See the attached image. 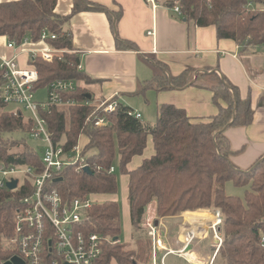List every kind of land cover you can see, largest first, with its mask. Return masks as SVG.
Listing matches in <instances>:
<instances>
[{
    "label": "trees",
    "instance_id": "trees-1",
    "mask_svg": "<svg viewBox=\"0 0 264 264\" xmlns=\"http://www.w3.org/2000/svg\"><path fill=\"white\" fill-rule=\"evenodd\" d=\"M178 1L182 19L201 28L215 27L219 39L235 41L242 53L264 46V0ZM87 4L86 0H74L72 13L60 16L56 13L57 0L0 1V37L21 46L26 42L39 43L42 31L48 30L57 35L56 40L49 42L51 47L73 50L72 36L64 27L73 15L87 10ZM89 4L98 11L104 10L100 5ZM165 4L175 7V1ZM80 65L78 54H67L53 62L38 57V81L34 91L47 90L57 81L72 80L86 85L77 84L74 92L66 94L75 101L73 106H55L42 113L48 121L54 145L62 147L66 154L73 153L82 136L89 139L82 153L89 172L78 170L83 165L81 161L67 166L49 184V191H58L69 204L90 196L117 194L116 169L110 173L111 168H115L117 154L121 171L129 175L128 201L135 244L119 240L122 232L119 204L95 202L87 213L82 231L102 239L99 264H151L154 243L143 223L153 203L161 219L207 209L220 211L223 243L214 264L219 261L222 264H264V157L250 169H240L231 161L237 152L226 135L230 128L252 123L254 111L250 94L242 98L237 87L230 83L228 86L214 73L197 74L195 81L193 70L171 78L162 74L155 80L160 89L185 88L194 81L195 86L212 91L219 113L208 121L193 122L185 110L162 105L157 121L149 125L129 116L132 109L122 103L116 111L105 113L102 107L105 101L95 102L89 96L88 85L97 80L79 70ZM4 75L5 70L0 66V86ZM8 107L10 105L0 99V165H24L42 171V157L29 143L35 122L22 109L10 111ZM99 119L105 120L103 126L96 125ZM149 136L153 138L155 155L138 169L129 171L134 157L143 155ZM228 182L249 188L244 200L227 195ZM33 193L34 188L27 178L20 181L16 190L0 188V264L17 255L16 247L10 244L15 235L16 214L23 200Z\"/></svg>",
    "mask_w": 264,
    "mask_h": 264
},
{
    "label": "crops",
    "instance_id": "crops-1",
    "mask_svg": "<svg viewBox=\"0 0 264 264\" xmlns=\"http://www.w3.org/2000/svg\"><path fill=\"white\" fill-rule=\"evenodd\" d=\"M86 1L87 10L73 15L64 28L72 36L73 50L80 57L83 72L97 80L95 84L88 85L89 96L95 102L117 97L120 103L127 106L123 103L125 97L137 96L138 102L127 107L140 113L142 121H150L153 117L151 122L154 124L162 105H174L185 110L193 122L208 121L219 113L214 94L193 83L197 74L214 73L228 86L230 83L237 87L242 98L250 94L254 111L249 126L233 127L226 132L232 148L237 152L231 161L240 169L248 170L264 157V46L242 53L235 41L219 39L215 27L201 28L187 22L165 4L178 0ZM89 3L100 5L104 10L98 11ZM73 9L74 0H57L58 15L68 16ZM9 42L6 37H0V61L16 57L19 68L23 70L33 66L32 51L46 48L40 42H26L9 48ZM187 70H193L196 75L193 83L185 88L163 90L155 82L162 74L171 78ZM80 86L86 85L80 82ZM151 103L155 107L149 115ZM82 138L86 139L80 144L84 148L89 139L86 136ZM154 155L153 138L149 136L143 155L134 157L128 170L138 169ZM99 197L95 196L96 199ZM152 206L156 211L155 203ZM213 219L212 210H202L169 218L167 228L162 222L161 227L155 225L158 233L166 228L157 239H161L160 245L168 251L160 250L158 257L161 259L160 254H169L166 258V264H169L170 257L177 258L171 254L172 251L186 249V252H193L197 260L188 262L178 256V259L185 260H182L183 264H214L215 242L210 232L207 234L209 227L206 226L207 223L211 225ZM168 234L173 235L168 238ZM209 237L214 243L210 245L209 253H205L201 251V245Z\"/></svg>",
    "mask_w": 264,
    "mask_h": 264
},
{
    "label": "built area",
    "instance_id": "built-area-1",
    "mask_svg": "<svg viewBox=\"0 0 264 264\" xmlns=\"http://www.w3.org/2000/svg\"><path fill=\"white\" fill-rule=\"evenodd\" d=\"M174 11L181 16L179 1L175 2ZM151 35V33H149ZM57 35L43 30L40 43L46 45L43 50L32 51L33 66L27 70L19 68L16 57L11 60L1 61V68L5 70L4 83L0 86V99L10 106H16L27 113L35 122V130L30 134L32 140L40 141L46 145L42 155L43 169L27 166L0 165V188L16 179L20 181L27 178L34 188L31 197L23 200L16 214L15 235L10 244L16 247L21 264H99L102 255V239L96 234H86L82 231L84 223L88 219V211L95 203L90 196L88 199H76L72 203H66L58 191H49L48 186L52 180L67 166L81 161L83 165L78 169L88 167L82 153L85 149L79 146L73 153L66 154L62 147H56L52 140V134L48 128V121L42 116L55 106H73L75 101L67 98L66 94L74 92L77 88L75 81H57L47 88L46 100L37 101L34 84L38 81L36 69L37 58L53 62L62 60L64 55L77 54L74 50L55 49L49 42L56 40ZM9 48L17 44L12 41ZM82 70V66H79ZM117 98V97H116ZM120 101L115 97L106 100L102 107L104 112L110 114L116 111ZM129 116L142 119V115L134 110L128 112ZM104 119L96 122L97 126H103ZM111 168L110 173H114ZM19 187V185H18ZM223 219L220 211L215 212V221L210 225V232L215 242V258L223 243L221 229ZM152 230L155 231L154 228ZM264 246V238L262 239ZM161 239L155 237L152 264H166L164 258L159 260L158 252L165 248L161 245ZM182 256L188 262H196L193 252L186 249L174 252ZM166 258V256H164ZM12 260V259H11ZM11 260L7 262H11Z\"/></svg>",
    "mask_w": 264,
    "mask_h": 264
},
{
    "label": "rangeland",
    "instance_id": "rangeland-1",
    "mask_svg": "<svg viewBox=\"0 0 264 264\" xmlns=\"http://www.w3.org/2000/svg\"><path fill=\"white\" fill-rule=\"evenodd\" d=\"M77 84H80V83H77ZM46 94H47V91L46 90H39L36 92V100L41 102V101H44L46 100ZM138 102V97L137 96H126L125 97V100L123 101L124 104H128L127 106H130L132 107V105L130 104H134V103H137ZM151 107H149L148 109V114L150 115L151 114V110L155 107L153 105V103H151ZM8 109L10 111H17V110H21L19 107H16V106H10L8 107ZM154 116V115H153ZM150 118V117H148ZM153 117H151L150 121H146L144 119V123L145 124H149L151 125ZM16 138H21L22 136L20 135H15ZM86 139L85 138H81L80 139V144L81 143H85ZM29 143L37 149L38 153L40 154V156L42 157V155L44 154L45 152V149H46V145L43 144L42 142L40 141H36V140H29ZM114 166H115V169H116V176H117V182H118V191H117V194L115 195H101V197H99L98 199H96L95 197H92L94 202H98V203H102V202H106V201H116L118 204H119V207H120V210H121V229H122V232H121V235H120V242L121 243H124V244H130V245H134V236H133V230H132V226H131V221H130V217H129V201H128V196H129V188H128V183H129V175L122 172L121 169H120V157H119V154L116 155V158H115V161H114ZM226 193L227 195L229 196H234V197H238L240 198L241 200H244L245 199V196H246V193H247V190L249 189L248 187H237L234 183L232 182H228L226 184ZM99 196V195H98ZM153 210L151 212V210ZM209 210V209H207ZM215 212L216 211H213V214H214V219L213 221L211 222V224L215 221ZM168 219H161V218H158L157 216V212L154 210V207L152 206V204L149 205L148 207V210H147V217H146V220L144 221L143 223V228L147 231L149 237L152 238L153 240V243L155 242V237L158 238L160 236V234H163V232L166 231V228H167V224L166 221ZM158 221V225L160 226L161 225V222L163 223L164 226H166V228H162V233L159 232L158 233V230L156 228V222ZM208 225H206L207 227H209L208 231H207V234H209L210 232V223H207ZM158 226V227H159ZM161 227V226H160ZM152 228L155 229L152 230ZM159 234V236H158ZM211 234V232H210ZM171 235L173 234H168V238L171 237ZM164 237V236H163ZM211 238H212V235H211ZM211 238L209 237L204 243H202L201 245V248L203 252L205 253H209V248H210V245L214 242H212ZM166 251H168L166 248H165ZM160 252V251H159ZM158 252V253H159ZM171 254H174L175 257L177 258H174V257H170V259L168 260L169 264H183L182 260L185 261L184 259L180 260L178 259V255L171 252ZM169 255V254H168ZM168 255H159L160 257L164 258L165 261H166V258ZM166 256V258L164 257ZM159 258V257H158ZM160 260V258H159ZM174 261V262H173ZM19 262L18 258L17 257H13L11 262H5L4 264H17ZM215 262V261H214ZM152 264V263H151ZM217 264H222L221 261L217 262Z\"/></svg>",
    "mask_w": 264,
    "mask_h": 264
},
{
    "label": "water",
    "instance_id": "water-1",
    "mask_svg": "<svg viewBox=\"0 0 264 264\" xmlns=\"http://www.w3.org/2000/svg\"><path fill=\"white\" fill-rule=\"evenodd\" d=\"M89 167H86L85 168V171L89 172ZM18 185H19V181L14 179L12 181H10L8 184H7V187L10 189V190H16L18 188ZM156 225L158 226V221L156 222ZM220 231H222V228L220 229ZM114 241H117V239L115 238ZM17 264H21L20 261L17 263Z\"/></svg>",
    "mask_w": 264,
    "mask_h": 264
},
{
    "label": "bare ground",
    "instance_id": "bare-ground-1",
    "mask_svg": "<svg viewBox=\"0 0 264 264\" xmlns=\"http://www.w3.org/2000/svg\"><path fill=\"white\" fill-rule=\"evenodd\" d=\"M85 169V168H84ZM173 252V251H172Z\"/></svg>",
    "mask_w": 264,
    "mask_h": 264
}]
</instances>
